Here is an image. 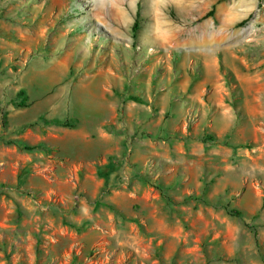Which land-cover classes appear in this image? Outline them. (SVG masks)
Instances as JSON below:
<instances>
[{"label":"rangeland","instance_id":"374dc122","mask_svg":"<svg viewBox=\"0 0 264 264\" xmlns=\"http://www.w3.org/2000/svg\"><path fill=\"white\" fill-rule=\"evenodd\" d=\"M0 264H264V0H0Z\"/></svg>","mask_w":264,"mask_h":264},{"label":"crops","instance_id":"0c3cea01","mask_svg":"<svg viewBox=\"0 0 264 264\" xmlns=\"http://www.w3.org/2000/svg\"><path fill=\"white\" fill-rule=\"evenodd\" d=\"M203 39H204V37H203ZM196 40L197 39L191 40L189 45L192 47V46H200V45L206 44L202 39H201L202 41L201 40L200 41H196ZM236 42H237L236 43V47H237V49H240L239 53L241 55H233L234 59L232 61L229 60L228 64H231V66H232L230 71L236 75V84H237L236 88L238 89V93L239 94L234 95V97H236V103H235L236 104V115H235L234 121H233V119H231L232 121H231V124L229 125V130H233L235 128L237 129L238 127H241L243 123L244 124L246 123L245 120L239 119L238 111H237V105H238V107L239 106L240 107L241 106H245L247 109H248L249 105H251V93L252 92L250 90L249 84H250V81L253 80V78H255L254 76L256 75V72H253L250 69L249 60L247 61V58H248L249 55L244 54L242 52L240 46H238V45H242V43H240V41H238V40ZM216 45H217V48H216L215 51H217V52L224 51V48L222 49V46H221L222 44L221 43L220 44H216ZM205 46H207L208 50H211V52L214 51L213 44H207ZM217 64H218L217 60H213L214 68H213L212 72L214 74H215V71H216V65ZM218 66H219V64H218ZM237 81H238V83H237ZM241 118H243V117H241ZM226 123H228V122H226ZM213 137H215V136H213ZM79 142H78V145H79ZM99 171L100 170L96 169V173L97 174H98ZM107 172H108L107 174L109 175V182L107 184L110 185L111 182H112L110 177H113L114 175H116L117 170L110 168V169L107 170ZM98 176H100V174ZM134 176L135 177H139V176H141V173H139V171H137L136 173H134ZM116 184H117V181H115V183H113L114 186H116ZM144 187H146L145 184H144Z\"/></svg>","mask_w":264,"mask_h":264},{"label":"trees","instance_id":"16d2710c","mask_svg":"<svg viewBox=\"0 0 264 264\" xmlns=\"http://www.w3.org/2000/svg\"><path fill=\"white\" fill-rule=\"evenodd\" d=\"M214 15V9H213V11H211L210 13H209V16L210 17H212ZM136 30H138V21L136 20L135 21V23H134V31H136ZM228 78H229V80H230V82H235V78H234V76H233V74L231 73V72H229L228 73ZM234 95L236 94H238V89L236 88V90L235 91H233L232 92ZM21 107H23V106H21ZM210 138V140L211 141H214V140H216V139H213L212 137H209ZM25 149L26 150H28V151H31V150H34L35 148H32V147H25ZM112 169H114V168H112ZM103 177L106 179V181H108L107 180V178L109 177V175L107 174V175H103ZM107 177V178H106ZM162 186V187H161ZM160 186V190L162 191L163 190V188L164 189H167V191L169 190V189H171L173 186L172 185H169V186H164L163 184ZM166 192V191H165ZM162 196L166 199V200H168V202H169V204H173V201H172V199L171 198H168V196H167V194H165L163 191H162ZM196 200V201H198L200 204H207L209 201H208V199L207 198H205V197H195V196H189V197H186L185 198V200L186 201H188V200ZM226 209V211H227V214H228V216L229 217H231V218H242L243 217V214L240 212V211H238V210H236V209H229L228 207H226L225 208ZM255 233H254V238L257 240V245L259 246V236H258V234L256 233V231H254Z\"/></svg>","mask_w":264,"mask_h":264}]
</instances>
